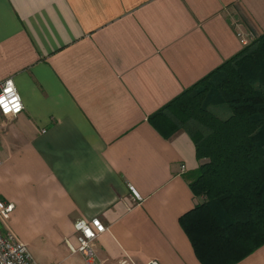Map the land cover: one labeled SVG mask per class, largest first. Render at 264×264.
Listing matches in <instances>:
<instances>
[{
    "label": "crops",
    "instance_id": "0c3cea01",
    "mask_svg": "<svg viewBox=\"0 0 264 264\" xmlns=\"http://www.w3.org/2000/svg\"><path fill=\"white\" fill-rule=\"evenodd\" d=\"M263 31L264 0H0V81L23 107L0 117L1 229L39 264H199L178 217L201 161L147 116ZM93 217L85 259L68 244ZM236 264H264V244Z\"/></svg>",
    "mask_w": 264,
    "mask_h": 264
},
{
    "label": "trees",
    "instance_id": "16d2710c",
    "mask_svg": "<svg viewBox=\"0 0 264 264\" xmlns=\"http://www.w3.org/2000/svg\"><path fill=\"white\" fill-rule=\"evenodd\" d=\"M225 103L219 119L209 103ZM164 139L186 132L201 161L199 201L178 217L199 264H236L264 244V31L147 116Z\"/></svg>",
    "mask_w": 264,
    "mask_h": 264
},
{
    "label": "built area",
    "instance_id": "2783aa9c",
    "mask_svg": "<svg viewBox=\"0 0 264 264\" xmlns=\"http://www.w3.org/2000/svg\"><path fill=\"white\" fill-rule=\"evenodd\" d=\"M240 41L242 45L248 42L243 39ZM9 88L11 91L8 90ZM0 99H3L4 104L9 109V111L5 112L4 108L0 107V117L13 119L21 113L23 107L11 78H5L0 81ZM180 169H183V166H180ZM127 189L134 200H140L139 195L131 185L128 184ZM12 210V203L0 200V264H39L31 257L23 243L18 241L9 231L1 229L10 217ZM105 229L96 217L90 218L87 221H75L73 223V230L76 246L73 247L68 244L70 252L78 253L85 259H90L94 255V241ZM117 264L133 263L130 260L124 259ZM143 264H158V262L150 260Z\"/></svg>",
    "mask_w": 264,
    "mask_h": 264
},
{
    "label": "rangeland",
    "instance_id": "374dc122",
    "mask_svg": "<svg viewBox=\"0 0 264 264\" xmlns=\"http://www.w3.org/2000/svg\"><path fill=\"white\" fill-rule=\"evenodd\" d=\"M252 39H250L248 42H250ZM246 41V42H247ZM247 42V43H248ZM207 109L210 113L218 117L219 119H225L229 116L230 111L225 103H209L207 105Z\"/></svg>",
    "mask_w": 264,
    "mask_h": 264
},
{
    "label": "snow or ice",
    "instance_id": "6c2138e0",
    "mask_svg": "<svg viewBox=\"0 0 264 264\" xmlns=\"http://www.w3.org/2000/svg\"><path fill=\"white\" fill-rule=\"evenodd\" d=\"M8 90L11 91L10 88ZM0 107H3L5 112L9 111V109L7 108V106L4 104L3 99H0Z\"/></svg>",
    "mask_w": 264,
    "mask_h": 264
}]
</instances>
